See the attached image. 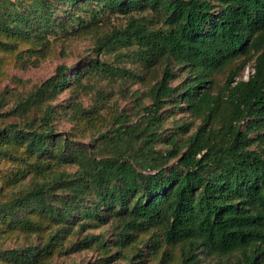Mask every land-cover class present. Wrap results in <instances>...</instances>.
Here are the masks:
<instances>
[{"label": "trees", "instance_id": "trees-1", "mask_svg": "<svg viewBox=\"0 0 264 264\" xmlns=\"http://www.w3.org/2000/svg\"><path fill=\"white\" fill-rule=\"evenodd\" d=\"M135 13H150L152 19ZM108 14L127 16V24L99 38L98 53L126 49L130 59L147 67L163 66L149 90L152 105L143 122L119 125L112 154L102 158L86 148L71 151L79 141L56 133V110L44 105L85 75L114 73L98 57L87 59L74 79L60 67L17 107L26 123L0 129V164L20 145L23 155L14 157L27 169L3 184L18 185L30 173L42 180L0 199V234L12 227L41 235L46 223L56 229L41 248L0 250V258L37 264L73 224L103 226L113 220L121 225V248L136 232L159 228L148 247L157 249L160 240L182 246V264H197L199 254H239V264H264V0H33L27 6L0 0V28L13 36L76 32ZM251 62L252 74L238 78ZM219 77L224 83L215 92ZM166 106L192 120L164 138ZM32 111H41V117ZM159 143L170 148L158 150ZM51 161L77 169L56 171ZM31 212L37 217H29ZM144 256L140 250L136 258L144 262ZM119 258L135 259L121 251L108 263Z\"/></svg>", "mask_w": 264, "mask_h": 264}, {"label": "rangeland", "instance_id": "rangeland-1", "mask_svg": "<svg viewBox=\"0 0 264 264\" xmlns=\"http://www.w3.org/2000/svg\"><path fill=\"white\" fill-rule=\"evenodd\" d=\"M32 1L21 0L25 6L31 4ZM6 7H11V5L8 3ZM78 15L85 17V12L79 11ZM140 15L152 19L150 13L134 14L135 17ZM127 19V16L108 14L96 26L87 29L38 36H13L3 32L0 28V41L7 45L0 46V129L13 123H17L20 127L25 125L26 116L24 113L20 115L17 107H22L20 105L23 101L41 87L47 79L55 77L60 67L67 68V72L70 70L69 75L72 79L76 71L88 63L87 59L98 57L101 62L112 66L115 69L114 73L85 75L82 82L74 81L69 88L45 102L44 105H51L56 110L53 118L56 133L79 141L71 151L86 148L88 152H93L99 158L110 156L116 141L114 133L119 125L143 122V116L146 114L145 108L152 105L150 87L160 80L163 71L161 65L147 67L139 60L130 59L127 56L129 50L126 49L119 52H97L95 45L98 39L110 33L112 29L124 28ZM129 72L132 75L129 76ZM252 72L251 62L240 72L238 78L247 80ZM179 82L180 80H177L174 85ZM223 83L222 77L216 79L215 92ZM33 112L41 117V111H32L31 114ZM124 116L126 119L123 118ZM163 117L164 138L173 131L174 127L192 120L188 113L169 108V106L165 107ZM198 124V122L195 123L189 134L180 137V143L185 142ZM101 134L105 137L100 138ZM255 147L256 145H253L251 149ZM156 148L164 151L170 147L159 143ZM23 150L20 145H17L11 152V158L0 164V174L3 176V179H0V185L4 187L2 194L0 193V199L5 200L7 196L10 198L16 192L24 191L33 183L42 180L37 178L36 174L30 173L18 185H11L8 188L4 185L9 181L18 180L19 176L16 173L27 169L22 160L14 157L22 156ZM185 150L186 147L182 148L181 154ZM179 158L172 159L169 167L175 166ZM29 162L33 163L34 159H30ZM51 164L56 171L73 173L77 169L74 163L60 165L58 162L51 161ZM28 216L36 218L37 214L31 212ZM9 228L0 234L1 252L13 249L22 250L31 245L41 248L56 226L46 223L41 235L30 236L18 233L17 230L11 229L12 227ZM120 230L119 222L113 220L103 226L87 224L82 227L80 224H73L71 230L61 234L59 243L54 250H51L50 255L43 256L37 264H182V246H171L160 240L157 249L148 247L155 234L161 233L159 228L136 232L134 239L125 248H121L118 243ZM89 236L94 237L93 242L81 245ZM102 241L105 243L104 247L100 245ZM140 250L144 251V262L136 258ZM121 251L129 254L130 257L134 255V261L119 258L108 263L112 261L111 257ZM1 256L0 263L14 264L12 258ZM239 256V254H234L217 257L199 254L200 260L197 264H239Z\"/></svg>", "mask_w": 264, "mask_h": 264}]
</instances>
